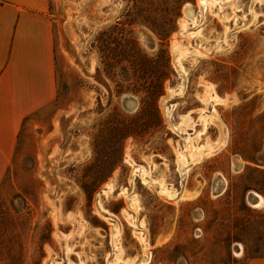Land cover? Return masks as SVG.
I'll return each mask as SVG.
<instances>
[{
	"label": "rangeland",
	"instance_id": "374dc122",
	"mask_svg": "<svg viewBox=\"0 0 264 264\" xmlns=\"http://www.w3.org/2000/svg\"><path fill=\"white\" fill-rule=\"evenodd\" d=\"M44 12L57 98L25 118L0 179V264L262 255L264 0H47Z\"/></svg>",
	"mask_w": 264,
	"mask_h": 264
},
{
	"label": "crops",
	"instance_id": "0c3cea01",
	"mask_svg": "<svg viewBox=\"0 0 264 264\" xmlns=\"http://www.w3.org/2000/svg\"><path fill=\"white\" fill-rule=\"evenodd\" d=\"M47 0H0V179L15 156L25 118L57 98ZM248 264H264V253Z\"/></svg>",
	"mask_w": 264,
	"mask_h": 264
},
{
	"label": "bare ground",
	"instance_id": "6f19581e",
	"mask_svg": "<svg viewBox=\"0 0 264 264\" xmlns=\"http://www.w3.org/2000/svg\"><path fill=\"white\" fill-rule=\"evenodd\" d=\"M184 13H185V16H186V18L187 19H191V16H192V11H191V8L189 7V6H187V7H185V9H184ZM176 50V49H175ZM177 58H176V55H174V60H175V62L177 61L176 60ZM167 97H165L164 99H163V101L166 99ZM205 128V124H203L202 125V128H201V130L202 129H204ZM189 138V137H188ZM190 139V138H189ZM191 145H192V143H189V145H188V149L191 147ZM214 148V147H213ZM199 151V150H198ZM200 155H201V150L199 151V152H192V153H190L189 154V158L190 159H185L184 157H182L181 158V164L182 165H185L187 162H189V161H191V162H195V161H197L198 159H199V157H200ZM183 187V186H182ZM185 196H187V194H186V192H185V188L183 187L182 188V190H181V192L177 195V199L178 198H182V197H185ZM122 262V261H121ZM139 263H144V259H143V261H140V262H138L137 264H139Z\"/></svg>",
	"mask_w": 264,
	"mask_h": 264
}]
</instances>
